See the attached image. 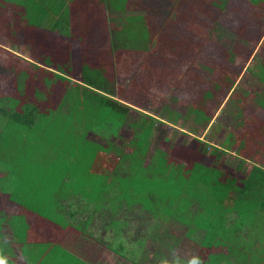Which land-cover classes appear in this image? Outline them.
<instances>
[{
    "label": "trees",
    "instance_id": "obj_1",
    "mask_svg": "<svg viewBox=\"0 0 264 264\" xmlns=\"http://www.w3.org/2000/svg\"><path fill=\"white\" fill-rule=\"evenodd\" d=\"M74 1L78 10L76 19L77 26H80L79 39L87 43L84 29L99 28L98 10H100L101 4L103 8L106 6L109 9L122 10L126 8L125 2L132 0ZM250 1L252 4L255 2V0ZM137 4L144 5L141 7L142 10L146 8L148 12L145 17L137 16L138 19H142L140 26L143 28H137V25L134 36L131 33V28L125 27L122 30V36H114L116 41H122L125 44L124 49H121L123 52L120 53L122 57H126L127 49L125 48L127 45L130 46L128 55L133 56L132 52L141 55L146 46L152 43L166 47V44L172 42L173 38L175 43L185 41L187 37H191L190 41L194 42V39L197 40L198 37L203 36L202 31H199L200 33L197 35L193 33L197 30L194 23L203 25L196 15L200 13L203 17H207L212 11L216 18L217 11L224 5L223 0H216L215 4L211 6L205 0H176L175 6L172 3L174 22L164 26V30L158 33V39L152 40L154 33L157 32L154 24L157 20L153 18L152 14L159 9L153 5L151 7L149 0H139ZM0 6L1 27H5L6 41L10 44L11 21L9 16L11 12L14 13L15 19H21L28 26V45L31 50L34 49L38 52L42 64L50 65L54 62L57 73H62V68L54 59V55L56 56L58 52L63 54V51L60 50L62 44L55 46V43L58 45V42L51 36L42 32L37 35L32 30L38 27L44 31L56 32L60 36L66 35L68 26L71 24V16L66 2L63 0H0ZM213 6H217L218 10L215 8L212 10ZM4 8L5 10H3ZM156 25H158V21ZM247 28H250V24ZM177 36L182 37L176 38ZM83 37H85L84 40ZM103 39L106 40V35L104 38L100 37L98 41ZM7 56V70L15 74L18 69L19 74L25 78L26 85L23 84V92L14 94L15 91L12 89V93L7 91L6 95L2 93V88H8V84H1L0 118L4 117V121H6L8 137L16 136L24 140L23 146L19 150L28 152L30 159L26 158L28 161L18 163L17 167L18 170L28 174H30L29 171L34 173L35 180H28V183L32 184L33 181L37 185V187L34 185L37 196L50 194L54 188L56 195L59 194L60 197L62 195L66 197V193L70 194L71 202L75 196L81 195L82 199L85 196L82 202L87 204L95 202L96 198L99 200L101 189L109 187L117 190L119 194L124 192L123 195L129 199V205L137 202L148 207L154 204L152 212L155 215L158 212L155 207L159 205L164 207L165 203L167 207L163 209L164 214L170 220L181 222L185 226L186 238L193 232L191 228L195 223L198 229L202 230L200 236H203V240L207 239V241H204L205 245H201L206 248L212 247L207 264L228 263V261L226 262L227 256H223L222 251L230 255V253L246 249L245 243L252 242L253 248L258 244L260 250L264 249V169L255 166L245 175L238 165L237 170L243 177H234L229 174L228 169L223 170L222 162L214 158L213 166L206 170L200 164L198 150L190 151L174 146L168 151L157 150L155 152L157 157L153 159V165L146 168L141 167L137 155H124V159L128 161L127 164L120 158L119 162L115 163V167H112L114 175L109 176L111 181L103 185V180L91 173L90 170L96 159V148L99 147L90 140L91 135L93 136L92 126L102 123L110 130L115 131L125 122L124 117L129 110L128 107L116 101L111 96L112 92L109 88L102 89V82L98 86L99 89H102L101 92L90 86L76 83L78 87L72 91L76 90L74 92L76 94L79 92L83 95L82 97L74 96L69 89L63 94L58 91L61 87L58 81L66 83V78L62 74H56L58 77L54 85L56 91L43 97L42 89L48 85V78L42 77V80L29 78L30 73L24 66L22 68L21 66H18L19 68L12 67L13 63L9 62L12 53L8 52ZM100 64V60L89 59L82 54L80 58L81 73L90 84L92 80L89 71L86 70L92 65L93 68L95 67L94 69L99 68ZM87 65L89 66L87 67ZM22 69L26 71L21 72ZM100 71L98 70L99 74H101ZM46 73L47 70H44L42 75ZM94 73H97L96 70ZM19 74L18 77H21ZM24 74H27V77ZM13 84L14 88L16 83ZM250 122V131L264 132V122L256 118ZM255 133L252 135V131L250 132L251 139ZM85 147L87 151H85ZM11 151L14 150L11 149ZM142 151L143 149L140 150V153ZM210 155L213 156V153ZM170 157L181 161V163L178 164ZM31 159L34 162H31ZM122 169H126L127 173L120 176ZM182 193L185 194L184 198H182ZM174 197L177 200H172ZM229 198H232V204L229 203L230 206H227L225 202L228 203ZM194 204L196 211L191 209ZM237 255L235 263L245 264ZM251 261L246 258L247 263Z\"/></svg>",
    "mask_w": 264,
    "mask_h": 264
},
{
    "label": "rangeland",
    "instance_id": "obj_2",
    "mask_svg": "<svg viewBox=\"0 0 264 264\" xmlns=\"http://www.w3.org/2000/svg\"><path fill=\"white\" fill-rule=\"evenodd\" d=\"M63 1L66 2L68 6V12L71 16V24L68 26L67 35L60 37L57 35L56 38L60 41L69 43L71 49L70 55L72 58V71H74L75 74L73 79L75 81H80L79 69L81 68V65L79 52L81 49V43L79 42L80 26H77L76 19L78 11L76 7L77 5L74 0ZM137 1L139 0L125 2L124 5H126L127 9L125 11L120 10L110 12V15L108 16V26H110L114 36L119 34L120 28L124 27V25H126L125 27L131 28V33H133L134 36L136 32L135 27L137 25V28H143V26H140L142 19H138L137 16L145 17L148 12L146 8H143L142 10L141 7L144 5L141 6L137 4ZM205 1L211 6L215 4L216 0ZM172 3H174L175 6L176 0H149V5L151 7L153 5L156 9H159L152 14L155 20L158 22L159 20L161 21L158 23L157 29L163 23L166 24L167 20L170 18L169 15L174 13L173 6H171ZM223 3L224 5L221 10H218L217 6H213V8L219 11L216 19L214 18V12L212 11L210 12V16L207 17H203L200 13H198V15L195 14L200 18L201 22H203V25L194 23V26L197 28V30L194 31V34L197 35L200 33L199 31H202L203 37L206 38L208 36H214L217 28L218 30L223 29L226 32L222 30L223 32L221 31L222 34L220 36L223 37L222 39L225 43H239L248 50V53L250 52L252 56L249 62H246V67L243 66L244 62L239 63L242 72V74L239 75L245 77L246 81L241 84H235L232 92V94L238 96L242 94V91H246L247 96L234 101L230 95L227 100H232V105L230 106H233L232 109L229 110V108H225V111L222 109L218 114L219 116L212 119V122L218 121L217 125L206 128L205 124V127L202 128L194 123L195 119H197L200 124L201 122H208L207 114L204 113V106L206 104H203V101L200 99L202 96L207 97L208 95L219 94L220 90L214 85V88H212L213 92H208L207 88H205L203 93L201 92L199 88L202 85L201 79L209 78L211 73L209 74L210 70L206 66L207 64L203 62L207 60L205 58L202 59L203 55L198 56V58H196V56H194V58L189 56L188 50H190V37H187L185 41L174 43L172 46L168 45L166 55L164 56L161 53L159 59L157 57V59L144 61L143 57L141 58V55H136L135 52H132L133 56L135 55L138 58H134L135 64L133 63L132 65L127 66L122 65L120 61H117L116 66L114 65L115 69L117 68V70L114 71V75L111 76L109 74L107 77L112 78L111 82L109 80L107 87L111 90V96H113L115 100L127 105L130 103V108L124 117L125 122L117 127L115 131L110 130L106 125H102V123L101 125L93 124L92 126L93 136L91 135L90 140L99 147L96 148V159L90 170L91 173H94L99 179L101 178L103 180V185H105V183L108 184L111 181L109 176L114 175L112 167H115V163L119 162L118 160L120 158L127 164L128 161L124 159V155H137L140 159L141 167L146 168L147 166L153 165V159L157 157L155 154L157 150L168 151L174 147V145L178 144L182 149L190 151L198 149L203 150L202 152L198 151V153L200 155V163L206 168V170H209L213 166L214 159L210 153L214 151L215 148H220V143L222 141L226 144L224 147L230 149L229 156L224 159V162H222V166L224 167V169H222L224 171H226L225 169H228L229 174L232 176L242 178L243 175L239 174L240 172L237 170L238 165L240 166L241 172L245 175L251 171L254 167V163L255 166L264 169V136L261 135L260 130H251L252 135L256 132L255 137L260 136L259 138L253 136V141L251 139V131L248 130L250 125L248 122L250 119L256 118L264 122V107L262 106L264 105V77H258L254 74V72H261L264 75V7L261 9L259 3L254 2L252 4L249 0H223ZM160 7L162 8L160 9ZM10 15V45L14 47L12 50L13 53H15L12 54V58L9 59V62L13 63L12 67L17 66L18 64V59L15 55L26 65L31 61L33 62V66H37L39 63L42 64L43 62L37 54L38 52L34 49L29 50L28 48L29 36L27 37L26 35L24 37L21 36L20 33V35L14 33L15 27L19 31L23 29L27 32V27L24 22L21 19H15V16H12V14ZM250 23L253 26L252 28L247 29L245 24ZM216 24L218 26H216ZM167 25H170V23L168 22ZM90 29L91 28H87V32ZM96 30L97 29H94L93 31L96 33ZM90 33L92 34V31ZM1 37L2 39L5 37L3 40L6 39L5 34ZM89 37V35L86 36L88 42H90ZM156 39H158V37ZM60 47L62 48L58 49L63 51L65 55L69 53V48L64 44ZM212 51L216 52L217 48H214ZM54 53H57V51H54ZM151 54L159 55L156 47ZM59 55L60 54L58 53L56 56ZM111 55H113V53H111ZM209 55L211 57L212 53ZM209 55H207L206 58H208ZM0 57L2 59V53H0ZM149 57L150 56L146 57V59ZM94 59L98 60V57ZM88 66L89 65H87V67ZM245 68L246 70H244ZM100 69L98 67L93 69L92 65L86 71L92 72L96 70L97 75L102 78L106 70L104 69L103 72V67H100ZM98 70L102 72V74H99ZM23 71L25 72L26 70L22 69L21 72ZM148 74L152 75V78L150 79L148 87L144 88L146 84L144 85L143 82L149 79V77H147ZM155 74L159 76L160 80ZM24 76H27V74H24ZM62 76L69 79L71 78L70 76ZM42 77L50 78L48 73L42 75L38 79L42 80ZM18 78V81L26 85L25 78L22 76ZM56 78L58 77L56 76ZM174 78H176L177 83H172ZM181 78L184 79L186 87H184ZM134 81L138 82V85L135 84L137 88L134 86L135 90H132L130 85H133ZM224 82L229 81L225 78ZM66 83L70 85L69 90L74 96H83L79 92L76 94L74 92L76 90L72 91L78 87L75 82L66 79ZM140 83L142 84L139 87ZM20 86L21 85L16 83V87L14 88L16 91L14 94L21 93L22 90L19 89ZM82 86H84V84H82ZM224 87L229 88L226 85H224ZM179 88L180 92L178 91ZM9 91L11 92V89H9ZM181 92L184 93L186 97L182 95ZM5 94L7 95V93ZM45 95L47 94L45 93ZM11 102H13V99H11ZM229 104L230 103L228 102V105ZM245 120V123L241 122ZM200 142H205L206 145L204 146ZM239 143L240 145L238 146ZM256 145L260 149H256ZM197 147L199 148L197 149ZM141 149H143V151L140 153ZM85 151H87L86 147ZM132 157L135 156L132 155ZM170 159L176 161L178 164L181 163V161L174 160L172 157H170ZM126 173V169H122L120 176ZM237 185L240 186L238 183ZM123 193L120 192L119 196L114 193L107 194L104 197V204L109 200L113 201V203H118L119 211L116 213V217L120 220L124 218V214L127 213L126 211H132L128 212V216L132 219L131 221H133L132 226L136 225L140 227L139 229L136 227L133 228L132 233L136 237L140 235L143 236V233H145V238H147L145 240V249L147 248L149 251H158V248H160V250H172L173 253L176 251V254L181 253L182 255H185L186 253L187 258H194L195 264H201L200 262L203 259L204 254L203 249L198 247V244L205 245L207 239L203 240V236H200L202 230L198 229L195 222L194 227L192 226L193 228H191L193 232L191 235L188 234L189 237L186 238L185 226L181 224V222L170 220V218L166 217L164 214L163 209L164 207H167L165 206V203L164 207H161L160 205L155 207V210H158V219L153 220V218L156 217L152 212L154 204H152L153 206L148 207L137 202L132 203L133 205H129V199H127V196H124ZM57 195L59 197V194ZM181 195L182 198H184L185 194L182 193ZM80 196H75L72 203L76 201H81L82 203V200L84 199H80ZM231 199L229 198L228 203L225 202L227 206H230L229 203L232 204ZM172 200H177V198L174 197ZM195 208L196 205L194 204L191 209L196 211ZM133 210H135L136 213ZM107 214L108 213L105 211L104 216L101 217V214L94 212L92 216L98 217V219L103 218V220H105L108 217ZM164 219H166V221ZM147 224L150 225L149 232H147ZM120 229H122V227H120ZM106 234L110 235L108 230L106 231ZM118 234L121 236V233ZM146 235H148V237H146ZM188 239L192 240V242H189ZM111 245L115 246L116 242L111 243ZM244 245L246 249L230 253L226 258V262L228 261V263L224 264H236V254L242 259V263L264 264V249L262 247L260 250L257 244L253 248L252 242L249 244L245 243ZM260 254L263 255L260 257ZM246 258L250 261L252 259V261L247 263Z\"/></svg>",
    "mask_w": 264,
    "mask_h": 264
},
{
    "label": "crops",
    "instance_id": "obj_3",
    "mask_svg": "<svg viewBox=\"0 0 264 264\" xmlns=\"http://www.w3.org/2000/svg\"><path fill=\"white\" fill-rule=\"evenodd\" d=\"M255 2L259 3L261 5V9H263L264 1L255 0ZM161 8L162 7H160V9ZM3 10H5V8ZM125 10L127 9H122V11ZM212 10H214V8H212ZM114 11L120 10H114L112 8L109 9L106 6H104L103 8V5L101 4L100 10H98V16L100 18L99 28L96 30V33L91 29L87 32V28H85L84 32L86 33L84 35L90 36V42L85 43L79 41L81 43L79 57L81 58L82 54L86 55L89 59L98 57V60H100L101 62L99 68L103 67V72L104 69L106 70L102 78H100L97 73L95 74L94 71L89 72V76L92 77V82L90 84L86 80V78L83 77V73H81L80 68V81H75L73 79V77H75V74L74 71H72V58L70 55L71 49L69 47V43L58 40L56 38V36L58 35L56 32H50L46 30L44 31L38 27L33 28L32 32L34 34L37 33L38 35V33L42 32L43 34L51 36L55 41L58 42V45L55 43V46H60L61 43L62 45L64 44L67 48H69V53L67 55L60 52H58L60 54L59 56L54 55L55 61H57L59 67L62 68V73H57V70H55L54 67V62L49 66H45L39 63L34 67L33 62L31 61L29 64H27V66L18 56L15 55V57L18 58L17 67H28L26 68L27 71L31 72H29V78L30 76L31 78H36V76L37 78H40L43 71L47 70L50 78H48L47 80L48 85L46 87H43L42 89L44 91L43 97L48 96L52 91H56V89L54 88V85L56 83L55 81L57 80L56 74H62L66 77L70 76V79H66L72 80V82L78 83L80 85L84 84V86H90L92 89L94 88V90H100L101 92L103 88H106L108 86L109 80L110 82L112 81V78L107 77L109 76V74L111 76L114 75V71L117 70V68L115 69L117 61H120L122 65L129 66L133 63L135 64L134 58H137V56L134 57L128 55V50L130 49V46L128 45L126 46L127 48H125L127 49L126 57H122V55L120 54L123 52V50L121 49H124L125 44L122 41L119 42L115 40L112 30L110 26H108V16L110 15V12ZM2 12L5 13V11ZM217 12L219 13V11ZM10 14L14 16V13L10 12ZM169 16L170 18L167 20V23H163L164 25L162 24L158 29V25H156L157 21L154 23L157 32L154 33L155 35L152 37V40H155L158 37V33L164 30V26H168V22H173L172 18L174 17V13ZM159 22L161 21L159 20ZM125 26L126 25L120 28V32L118 34L119 36L121 35L122 30L123 28H125ZM216 26L218 25L216 24ZM245 26H248V24H245ZM252 26L253 25L250 23V28H252ZM26 27L27 32L23 29L20 30V32L15 27L14 33L17 35L20 33L21 36L24 35L25 37L29 32L28 26ZM222 30L223 29L218 30L217 28L214 36H208L206 38L202 36L198 37L199 39L197 40L194 39V42H189V56L191 58H194V56L198 58V56L203 55L202 59H207L203 62L207 64L206 66L210 70L209 74L211 73L210 77L207 79L200 78L202 80V85L199 87L201 92L203 93V91H205V88L208 89V92H213L212 88H214V85H216L218 90H220L219 94L208 95L207 97L202 96L200 99L201 101H203V104H206L204 106V113L207 114L208 122H201L200 124V122L195 119L194 123L195 125L202 128L205 127V124L206 128H208L209 126L212 127L213 125H217L218 121L212 122V119L217 118L216 116H219L218 114L222 109L223 111H225L227 108H229V110L232 109L233 106L230 107L232 105V100H227L230 95L231 98L234 99V101L240 100L247 96L246 91H242V94L238 96L232 94V92L235 84H241L246 81L245 77H241V75H239L242 74L239 63L244 62L243 66L246 67V62H249L252 55L250 54V52L248 53V50L239 43H225L222 39L223 37L220 36L224 31ZM22 31L24 34L22 33ZM91 31L92 34L90 33ZM4 34L5 27H1L0 21V53H2V59L0 57V92L1 84L5 85V83L8 84L7 87L9 89H13L14 91H16V89H14L16 86L13 88L12 85H14L13 83H18L21 85L19 89L22 90L21 92H23V83L18 81V69H16L17 72H15V74L7 70V53H15H13L12 50L14 49V47L10 45L9 42L6 41V39L3 40L5 37L2 39L1 36ZM105 35V41L104 39L98 41L100 37L104 38ZM58 36L60 37V35ZM181 37L182 36H177L176 38ZM84 39L85 37H83V40ZM174 43L175 41L173 38V41L166 44V47L163 45L157 46L153 43L149 44L148 46H146L145 51L141 53V58L143 57L144 61H148L149 59H157V57L159 59L161 57V53L164 56L166 55L167 46H172ZM8 45L10 48L8 47ZM155 47L157 48V52H159V55L151 54ZM28 48L29 50H31L30 47ZM214 48H217L216 52L212 51ZM111 53H113V55H111ZM210 53H212L211 57L209 55ZM207 55H209V59L206 58ZM148 56L150 57L146 59V57ZM244 70H246V68ZM70 71L71 73L73 72V75L70 73ZM254 74L258 77H264L261 72H254ZM19 76L21 75L19 74ZM147 77H149V79L143 82L144 85L146 84L144 88H147L150 84L152 75L148 74ZM225 78L229 82H224ZM181 81L184 84V87H186L183 78H181ZM101 82L103 83V86L102 89H99L98 86ZM174 82L177 83L176 78L173 79L172 83ZM58 83L61 86L59 87L60 89L58 88V91L63 92V94L70 87L68 83L61 81H58ZM135 84L138 85V82L134 81L133 85H130L132 90L134 89ZM141 84L142 83L139 84V87L141 86ZM224 85L229 88H225ZM8 88L3 87L2 93H7V91H9ZM135 88L137 87L135 86ZM178 91L180 92V88ZM45 93L47 95H45ZM182 95L186 97L184 93H182ZM228 102L230 103L229 105ZM124 105H126L128 109L130 108V103L129 105ZM262 106L264 107V105ZM251 120L252 119L249 120V124L251 123ZM241 122L245 123L246 120ZM250 129L251 127L249 125L248 130L250 131ZM7 130L8 127L6 126V121H4V117H2L0 118V264H195L194 258H187L186 253L185 255H182L181 253L176 254V251L173 253L172 250H160V248H158V251H149L147 250V248L145 249V240L147 239L145 238V233H143V236L140 235L137 237L132 233L133 228H140L136 225L132 226L133 221H131L132 219L128 216V212L132 211H126L127 213L124 214V218L120 220L116 217V213L119 211L118 203H113V201L109 200L104 204V197L107 194L114 193L119 196V192H117V190H115L114 188L104 187L103 189H101V198L99 200L96 198L95 202H89L87 204H83V202L81 203V201L72 203V198L68 193H66V197L63 195L62 197H58L56 195V189L54 188L50 194H43L41 195V197L37 196L35 194L36 188L34 187V185L36 184L33 182L35 180L34 173L29 171L30 174H28L25 171L18 170L17 167L18 163H23L25 161L27 162V159H30V155L28 154V152L25 153L24 150H19V148H22L24 140L21 137L17 138L16 136L8 137V134H6ZM261 135L264 136V132L261 133ZM259 137L260 136L255 138ZM252 140L254 141L253 138ZM200 143L204 146L206 145L205 142ZM224 145L226 144H224V142L222 141L220 143L221 147L218 149L215 148V150L211 152L213 153V159L216 158L220 162H224V159L229 156L230 149H228V147L225 148ZM257 145L256 149H260ZM174 146H179V144ZM11 149H13L14 151H11ZM198 151L202 152L203 150L198 149ZM31 162H34L33 159H31ZM253 165L255 167V163ZM28 180H33L32 184L30 183L31 186L28 183ZM83 199H85V196ZM105 211L108 213V217L105 220H103V218L98 219V217L92 216L93 213L96 212L98 214H101V217H103ZM133 211L136 213L135 210ZM156 219H158V214L153 218V220ZM164 220L166 221V219ZM149 226L150 225H148L147 232H149ZM120 227H122V229H120ZM87 228L88 230H90L88 231ZM107 230L111 236L106 234ZM118 233H121V236ZM146 237H148V235H146ZM188 241L192 242V240L190 239H188ZM114 242H116V245L112 246L111 243ZM200 245L201 244H198V247L203 249L204 254V257L200 263L207 264V260L210 258L209 255L212 252V247L206 248ZM222 254H224L223 256H228L225 251H222ZM261 255L263 254H260V257Z\"/></svg>",
    "mask_w": 264,
    "mask_h": 264
}]
</instances>
